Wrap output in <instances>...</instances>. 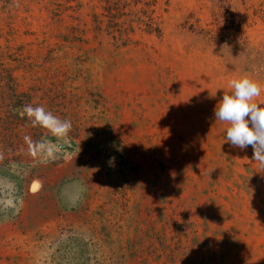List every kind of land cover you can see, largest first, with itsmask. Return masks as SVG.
<instances>
[{
    "label": "rangeland",
    "instance_id": "obj_1",
    "mask_svg": "<svg viewBox=\"0 0 264 264\" xmlns=\"http://www.w3.org/2000/svg\"><path fill=\"white\" fill-rule=\"evenodd\" d=\"M67 1L0 0L21 89L63 74L76 96L66 137L0 126V264H264V168L214 115L244 76L264 106V0H169L128 46L92 32L98 0Z\"/></svg>",
    "mask_w": 264,
    "mask_h": 264
},
{
    "label": "trees",
    "instance_id": "obj_2",
    "mask_svg": "<svg viewBox=\"0 0 264 264\" xmlns=\"http://www.w3.org/2000/svg\"><path fill=\"white\" fill-rule=\"evenodd\" d=\"M78 0H68L67 2H77ZM101 5L102 13L98 16L93 15L92 32L97 35L105 34L111 37L115 43L123 46L130 44L138 45L139 41L134 40L139 31L146 35H153L157 38L162 36L161 16L159 11L164 13L169 6V0H98ZM78 3L69 9H80ZM1 57V56H0ZM0 61V126L10 132L20 129L28 130L32 137L37 139L52 133L43 127L33 126L32 121L23 112L28 105L32 107H43L45 100H48L50 112L54 115L55 108L67 107L75 95L72 91H67L68 77L58 75L47 78L37 79L38 84H34L27 89H21L18 77L15 76L16 68L5 67ZM27 72L35 71L37 66L34 63H24ZM60 76L64 77L63 80ZM89 96H92L89 94ZM96 106L98 102H94ZM23 115V117H22ZM0 158L8 161L7 156L14 151L12 144L1 147Z\"/></svg>",
    "mask_w": 264,
    "mask_h": 264
},
{
    "label": "clouds",
    "instance_id": "obj_3",
    "mask_svg": "<svg viewBox=\"0 0 264 264\" xmlns=\"http://www.w3.org/2000/svg\"><path fill=\"white\" fill-rule=\"evenodd\" d=\"M229 86L232 93L224 92L222 100L214 109L216 122H227L226 141L241 150L251 146L253 160L264 168V106L253 102L261 94V85L244 76L232 79ZM23 112L34 127L46 128L58 138L66 137L71 130L70 121L57 118L43 107L28 105ZM36 147L46 149L50 157L53 155L54 146L40 143Z\"/></svg>",
    "mask_w": 264,
    "mask_h": 264
},
{
    "label": "snow or ice",
    "instance_id": "obj_4",
    "mask_svg": "<svg viewBox=\"0 0 264 264\" xmlns=\"http://www.w3.org/2000/svg\"><path fill=\"white\" fill-rule=\"evenodd\" d=\"M34 190H35V188H34Z\"/></svg>",
    "mask_w": 264,
    "mask_h": 264
}]
</instances>
